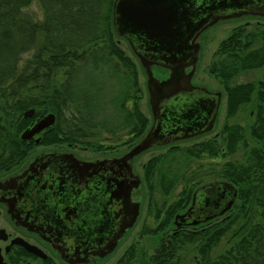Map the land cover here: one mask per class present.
I'll use <instances>...</instances> for the list:
<instances>
[{"label":"trees","instance_id":"16d2710c","mask_svg":"<svg viewBox=\"0 0 264 264\" xmlns=\"http://www.w3.org/2000/svg\"><path fill=\"white\" fill-rule=\"evenodd\" d=\"M115 1L0 0V162L20 156L21 146H28L21 132L48 113H55L57 121L42 133L43 145L77 142L103 150L108 141L116 148L146 130L137 64L119 45L113 27ZM34 2L40 18L25 11ZM216 55L210 72L226 84L227 116L233 118L263 96L259 82H231L243 71L264 66V30H234ZM30 108L36 113L27 119L24 112ZM255 116L251 112L248 127L238 122L224 126L223 157L244 148L241 160L202 162L218 153L216 143L207 141L199 150L172 147L149 161L148 178L159 171L164 196L186 183V203L205 180L224 179L238 189L233 207L215 219L221 227L208 235V229L193 232L194 240L203 236L198 264H264V113L256 122ZM223 236L229 246L212 258L210 248Z\"/></svg>","mask_w":264,"mask_h":264},{"label":"flooded vegetation","instance_id":"af4514ba","mask_svg":"<svg viewBox=\"0 0 264 264\" xmlns=\"http://www.w3.org/2000/svg\"><path fill=\"white\" fill-rule=\"evenodd\" d=\"M190 3L191 15L195 16V21H207L198 38L201 47L197 65L186 69L187 75L193 72L192 84L195 88L177 101L167 104L156 103L155 109L151 106L149 76L140 52L143 49L149 55L150 62L160 60L165 52L154 50L156 43H146L145 35L133 32L132 28L123 26L116 29L112 20L119 42L120 39H125L129 43L147 74V91L152 116L148 117L149 124L146 130L136 140L126 145L118 144L116 148L111 147L115 145L111 141L106 142L107 147L109 146L107 149L98 150L92 147L101 153L95 158H85L74 150L62 151L60 148L57 151H42L33 155L32 140H25L28 146H21L18 158L13 156V161L0 162V258L4 264H182L187 259V251L184 254L182 251L178 253L183 242L191 239L193 232L208 228L215 223V219H221L226 215L227 212L215 213L213 218L198 224H192L188 216L196 193L211 183L224 182V179L218 178L204 181L196 187L189 205L183 210L173 209L169 212L149 207L146 211L143 210L145 204H150V197L147 200L144 192L146 181L150 192L153 191V179L156 178L160 193L163 194L159 187V171L156 170L153 177L148 178L149 161L163 154L152 156L144 165L143 177L134 165V159L142 153L168 147L165 154L172 147H181L182 141L203 137L218 130L224 98L227 103V86L221 81L223 86L221 90L198 82L203 61L202 37L212 27L225 23L245 21L249 27H264V0H190ZM245 24L235 25L233 29L245 31L247 27ZM157 69L163 71L162 77L156 73ZM152 71L161 81L169 78L171 73L169 68L158 64L153 65ZM257 82L262 85L260 94L263 96L254 97L250 102L255 104V109L252 110L253 118L256 115L255 122L258 116L264 113V79ZM240 83L243 82L232 84ZM140 100L141 98L139 107L143 112ZM224 126L225 124L222 131L184 146L185 149L199 150L201 143L213 141L217 145V155L210 156L207 153L203 155L207 154L211 162L223 165L225 147L219 145L214 136L223 140ZM149 134L157 144L129 159L130 165L121 161L112 164L113 159L125 156ZM66 144L70 148L84 145L77 142H60L59 146ZM89 147L85 145L84 149ZM121 147H128V150L119 155L107 153ZM53 157H59L60 161ZM37 158L40 160L36 161ZM123 165L132 166L134 175L140 179V184L134 186L131 191L132 202L140 204L139 214L131 225L130 214H133V211H129L127 199L123 195L124 183L129 173L128 168L125 171L121 170ZM154 165L161 164L154 162ZM187 165H190L189 161ZM112 167L119 171L113 173ZM131 175L134 180V175ZM181 184L183 190L179 195L183 199L182 192L186 188V183L181 181L174 190ZM223 189L217 186V198L223 194ZM184 214L186 216L179 224L177 217ZM208 214L211 215L213 212L209 210ZM142 221V231L157 235L158 243L153 248L151 245L149 249L145 247L141 239L130 240L132 231L137 229ZM150 221L152 224H148ZM196 260L199 261L198 256Z\"/></svg>","mask_w":264,"mask_h":264},{"label":"water","instance_id":"95a60500","mask_svg":"<svg viewBox=\"0 0 264 264\" xmlns=\"http://www.w3.org/2000/svg\"><path fill=\"white\" fill-rule=\"evenodd\" d=\"M190 0H116L113 10V22L116 29L123 26L132 28L133 32L145 35L146 43H156L153 47L156 51H164L160 60L148 61L149 55L141 49L140 56L143 59L144 66L149 76L148 89L152 109L156 103L167 104L185 97L186 93L195 87L192 84L193 72L186 74L189 66L196 67L199 59L198 54L201 44L198 38L205 28L207 21H195V16L191 15ZM125 28L123 31H125ZM158 64L171 70L170 77L165 80H159L153 73L152 67ZM36 113L35 108H30L24 112V117L32 118ZM175 114V112H173ZM57 121L55 113H48L43 117L37 118L36 122L24 130L21 134L23 140H32L36 144L41 143V136H38L44 130L51 128ZM214 123V121H213ZM157 144L151 137V134L135 145L122 158L113 159L112 164L117 162H126L137 154H140L150 146ZM46 155V154H45ZM56 158L60 161L59 157ZM40 159L37 158L36 161ZM88 163V162H84ZM130 165V164H128ZM113 173L119 171L112 167ZM128 168V177L126 176L123 195L127 199L130 214V224L139 214L140 204L133 203L131 200V191L134 186L140 184L138 176L134 175L132 166H122L121 170ZM134 175V180L132 175ZM132 178V180H131ZM224 192L217 198V186ZM222 190V191H223ZM221 191V190H220ZM238 195V189L228 182L211 183L202 187L195 195L192 207L188 211V216L192 224L207 221L213 218L215 213H226L234 205ZM211 210L213 214H208ZM186 215H180L177 220L183 222ZM0 264H4L0 258Z\"/></svg>","mask_w":264,"mask_h":264},{"label":"rangeland","instance_id":"374dc122","mask_svg":"<svg viewBox=\"0 0 264 264\" xmlns=\"http://www.w3.org/2000/svg\"><path fill=\"white\" fill-rule=\"evenodd\" d=\"M25 11L28 12L29 14H31L32 16H34L35 18L42 17L41 8L37 2L32 3L30 6H28L25 9ZM240 23L245 24V21H240V22H237L235 24L234 23H225L222 25L212 27L202 37V41L204 42V48H203V53H202L203 61H202V65L200 68L198 82H204L205 85L210 87V88L222 90L223 86H222L221 80L216 75H214L213 73L210 72V67H211L212 63L214 62V60L218 59L216 52L219 49V46H220L222 40L226 39L230 34H232V32L234 30L233 28L235 27V25H238ZM245 26H247V24H245ZM256 28L247 26V27H245V31H258L261 29L264 30L263 26H261V27L256 26ZM119 45L121 46L122 49H124V51L126 52L127 55H129L130 57L133 58V60L137 64V68L139 71L140 88H141V91H139L138 93L141 96L143 95V97H140L141 98L140 106H141L143 112L150 118L152 116V112H151V107L149 104V97H148V91H147V74L145 73L144 69L142 68L138 58L134 55L129 43L125 39H120ZM156 73L161 77H162V75H164L162 70L157 69ZM260 79H264V67L258 68V69H251V70L243 71L239 76H236L232 80V83L250 82V81L251 82H257ZM254 109H255V104L248 103L247 105H245L244 107L241 108V110L237 113V115L235 117L228 118V116H227V103H226V98H224L218 130H216L215 132L210 133L208 135H205L203 137L182 141V142H180V146L185 148L184 146L190 145L192 143H196L197 141L204 140V139H207V138L215 135L217 133V131H220V130L222 131L223 125L226 124V122H238L244 126H247V125H249V122L251 120V112ZM214 137H215L214 138L215 141L218 142L219 145H224V147H225V144H224L225 136H223V140L217 139L216 136H214ZM250 143H251L250 145L252 146L253 141H251ZM84 147H85V145H80L79 147H71L70 148V146L68 144L63 145L62 147L59 146V144H56V145L40 144V145L33 146L31 151H32V154L34 155V154H37L38 152H42V151L43 152L55 151V150L57 151L60 148V149H62V151H68L69 149L74 150V151H76V153H78V155L85 157V158H95V157H98L99 155H101V153H99V151H97L96 149H94L92 147H89L88 149H84ZM167 149H168V147L156 148V149L150 150L148 152L142 153L141 155L137 156L134 159L135 168L141 174L142 177L144 175L143 167L145 164H147V162L151 159V157L164 154V152ZM127 150H128V147H121L119 149L109 151L107 153L119 155L121 153H124ZM244 151H245V149L241 148L235 154L225 156L223 162H225L227 160H231V159L232 160H241L243 158ZM206 157H208V156L206 155ZM206 157L203 158L202 162L208 164L209 162H211L210 161L211 159H206ZM198 161L199 160H195L194 162L198 164L199 163ZM205 181H207V180H205ZM144 183H145V180H144ZM153 186H154L153 191L149 192L148 191V188H149L148 182L146 181L144 192L146 193L147 200L150 197V204L149 205L145 204V206H143V210H145V211L148 209V207L151 209L169 210V212L172 211L173 209L183 210L190 203L189 200L186 203L185 199H182V196L179 195L181 193V191L183 190V184L179 185L168 196H164L163 194L160 193V190L158 188V181L156 178L153 179ZM240 203L241 202H239L238 204H240ZM148 224H152V221H150ZM142 225H143V221L140 224V226L137 227V229H134L132 231V236H131L130 240L137 241L138 239H141V241H143V243L145 244V247H147L149 249L150 245H151L153 248L158 243L157 235L153 234V233H146V232H144V230L142 231L141 230ZM218 227H221V226H218L216 223L209 226L208 228H206V230L208 229L206 232V235L209 234L210 230L212 231ZM194 233H197V232H194ZM194 238H195V240L193 238H191V239H188L187 241H184L183 244L179 247L178 253H180L182 251V254H184L187 251V259L184 260L182 264H198V261L196 260V256H198V258L201 256L198 248L202 244L201 241L203 240V236L198 235V236H195ZM228 246H229L228 236H223L221 239L218 240L216 245L213 244L211 246L210 256L212 258H215L219 254H221Z\"/></svg>","mask_w":264,"mask_h":264}]
</instances>
